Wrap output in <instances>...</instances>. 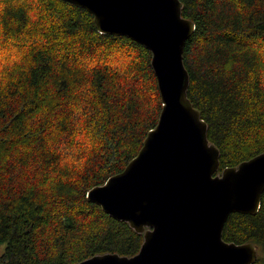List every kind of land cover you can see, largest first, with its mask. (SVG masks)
<instances>
[{
  "label": "trees",
  "instance_id": "16d2710c",
  "mask_svg": "<svg viewBox=\"0 0 264 264\" xmlns=\"http://www.w3.org/2000/svg\"><path fill=\"white\" fill-rule=\"evenodd\" d=\"M195 22L188 97L220 151V169L264 153V0H181ZM152 54L101 33L66 0H0V264L133 257L144 242L88 198L121 173L158 123ZM223 239L253 243L264 264V194Z\"/></svg>",
  "mask_w": 264,
  "mask_h": 264
},
{
  "label": "water",
  "instance_id": "95a60500",
  "mask_svg": "<svg viewBox=\"0 0 264 264\" xmlns=\"http://www.w3.org/2000/svg\"><path fill=\"white\" fill-rule=\"evenodd\" d=\"M94 16L105 35L127 37L152 54L162 111L138 155L88 198L144 242L133 257L97 255L79 264H255L253 243L223 239L234 213L256 215L264 194V153L220 169V151L188 97L184 50L196 25L181 0H66Z\"/></svg>",
  "mask_w": 264,
  "mask_h": 264
},
{
  "label": "rangeland",
  "instance_id": "374dc122",
  "mask_svg": "<svg viewBox=\"0 0 264 264\" xmlns=\"http://www.w3.org/2000/svg\"><path fill=\"white\" fill-rule=\"evenodd\" d=\"M4 248H5V246H1L0 253H2V252H3Z\"/></svg>",
  "mask_w": 264,
  "mask_h": 264
}]
</instances>
